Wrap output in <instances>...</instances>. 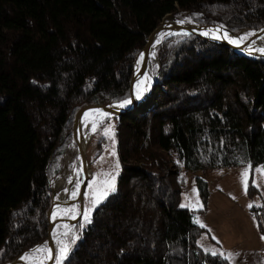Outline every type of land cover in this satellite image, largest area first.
I'll return each mask as SVG.
<instances>
[{
	"label": "trees",
	"instance_id": "1",
	"mask_svg": "<svg viewBox=\"0 0 264 264\" xmlns=\"http://www.w3.org/2000/svg\"><path fill=\"white\" fill-rule=\"evenodd\" d=\"M166 16L240 35L264 25V0H0V264L47 239L78 111L130 97L134 62ZM186 34L148 60L155 103L112 120L115 191L75 224L62 264H230L199 243L215 242L195 221L208 183L196 178L200 209L181 195L187 172L264 165V56ZM248 211L264 236V207Z\"/></svg>",
	"mask_w": 264,
	"mask_h": 264
},
{
	"label": "rangeland",
	"instance_id": "2",
	"mask_svg": "<svg viewBox=\"0 0 264 264\" xmlns=\"http://www.w3.org/2000/svg\"><path fill=\"white\" fill-rule=\"evenodd\" d=\"M164 18L167 19V16ZM168 18L169 20L172 19L170 17ZM171 21L175 22L176 20L174 21V19H172ZM162 22L163 21H161L157 27H159ZM186 23L195 24L187 20ZM254 31L243 32L242 34L237 35L240 38L246 36L249 33H253ZM224 33L230 34L232 32L224 31ZM173 34L176 33L172 32L170 35H168L171 36ZM246 41H243V43ZM261 44L264 45V41H261ZM141 54L137 58L139 64L143 61V58L141 59ZM153 56L154 53L152 56L149 55V59L153 58ZM256 56L253 55V57ZM148 75L150 76V81L153 82L154 85L155 81L152 77L150 69ZM154 93L156 92L154 91ZM154 96L156 98V94H154ZM122 102L123 101L104 105H110L109 107H111L119 105ZM76 116L78 117L79 115ZM115 117L118 116L109 115L108 117H105L99 121L95 131H92L90 134L91 141L86 154L90 178H88L85 184L82 200L75 203L77 206L80 205L79 207L82 210V214L80 216L82 220L81 228L86 227L91 222V216L94 208L103 202L109 193L113 192L110 190V184L112 183L111 177H115L114 185L116 184V177L117 174H119L120 169L116 167L118 159L115 151V143H113V139L115 141V138L114 136L109 138L114 133L112 120ZM106 128L111 129V132L108 135H105L104 130ZM76 130L77 129L75 128V133L77 132ZM102 137H106V140L104 141ZM73 140L74 142L69 146V149L64 156V165L67 167L60 175H58V177H56L55 180L57 183L63 179L65 180L66 178L71 177V186H79L81 179H77L78 177L72 178L71 175V171L75 168L77 162V159L73 157V146L76 145L74 137ZM113 152L115 155L112 154ZM260 168H264V165H258L254 167L252 171L249 168H216L209 170L190 171L186 173V186L183 189L181 195V205H185L184 207H188L190 209H200L202 207V202L198 194L196 178H202L208 183L210 192L209 201L211 205L208 202L206 210L203 213L197 214L195 216V221L199 220V223H196L200 226L205 223V226H203L207 227L215 241L213 244L210 240H208L209 238L207 239L206 234L201 235L199 243L205 249L208 245H213L215 248H217L218 253L224 254V252L228 253L231 248H234V246H240L242 242H245L244 245H241L240 247L242 252L248 254L251 258L257 257L259 259L260 256L263 259L262 253L264 252V240L261 239L263 235L258 229L256 219L248 212L249 205H254L257 208L264 207V175H261L256 171V169ZM245 171L248 173L247 181L252 180V184L258 190L257 194L252 198L246 194L242 186L241 177L242 173ZM105 181H109V184H105ZM59 192L60 187L57 186L54 190V200L59 199ZM212 201L215 203V205L213 204L214 208ZM93 204H95L94 207ZM85 214L88 215L90 222H87L84 219ZM74 236L76 237L75 231L72 227L66 236L68 245L71 243V240ZM67 237L69 239H67ZM204 240L206 242H204Z\"/></svg>",
	"mask_w": 264,
	"mask_h": 264
},
{
	"label": "bare ground",
	"instance_id": "3",
	"mask_svg": "<svg viewBox=\"0 0 264 264\" xmlns=\"http://www.w3.org/2000/svg\"><path fill=\"white\" fill-rule=\"evenodd\" d=\"M165 19L162 24L157 28L155 31L153 40L150 44V49L147 51L150 56L153 55L154 49L158 42L168 34L172 33L173 29V23H178L180 25L186 26L198 33H203L208 31L209 29H212L215 31L217 28H207V29H198L195 24L192 23H186V19H177L175 22ZM189 21V20H187ZM182 22V23H181ZM192 22V21H191ZM224 30H221L216 33V35L223 37L224 36ZM228 35V38L230 39V35ZM210 39H213L211 34L204 35ZM201 37V36H200ZM229 39H214L220 42H227L229 43ZM261 41H264V27L261 28L257 32H253V35H251L246 43L241 42L240 46H237L236 44H233L237 47H242V52L246 54L251 55H263L259 51H256L257 48H264V45L261 44ZM254 42V43H253ZM249 46L253 49L251 52L248 50ZM144 49V48H143ZM142 49V50H143ZM142 52V51H141ZM139 53V55L141 54ZM145 50L142 52L143 56L147 53ZM137 56V58L139 57ZM137 58L134 62V69H135V76L132 77V85H131V91L135 102H130L123 107H120L119 105L111 106L110 109H106L103 106L101 107H95V108H88L84 112H82L76 119V134H75V141L76 145L73 146V157L77 159L75 168L71 171L72 178L81 179V182L83 180V176L85 175L84 165H83V159L82 154H87L88 147L90 145L91 137L90 134L93 131V121H95L96 125L104 119L105 117H108L109 115H115L112 113L122 111V112H133L135 109L140 111H146L147 107L149 108L152 103H155L154 97V84L150 81V76L148 75L149 69L148 65L146 68H142V63H138ZM143 81V83H141ZM137 93H140L139 98H137ZM98 110V111H97ZM99 113H103L104 115H100ZM87 114V115H86ZM138 115V114H137ZM88 163V162H87ZM88 175H89V167H88ZM90 178V177H88ZM87 178V180H88ZM56 178L52 181L50 187L55 190L57 186L60 187V192L58 194L59 199L54 200L52 205L54 209L49 213V222L52 226V232L48 239H46L43 243L38 244L39 246L35 245L36 247H32L33 249H29L24 253H22L17 260L12 262L11 264H50L51 259L53 258L52 264H56V256L59 254L61 244L58 243V241H63L65 244H68L66 241V236L62 235L63 233L67 232L75 226V224L78 222V214L80 213V205L77 206V204H71L70 201H73L79 192V186H71L70 179L71 177L66 178L65 180H61L60 182L56 183ZM86 180V182H87ZM77 193L75 196H73V193ZM51 205V206H52ZM77 207V208H76ZM55 213V216L53 214ZM80 219V218H79ZM49 233V228H48ZM76 235V233H75ZM67 239H69L67 237ZM55 248L54 256H51L52 248ZM42 248L47 249L45 252H34L35 249ZM70 249V244H69ZM69 252V251H68ZM68 254V253H67ZM262 256L264 258V252L262 253ZM27 258V259H22ZM16 259V258H15ZM65 259V258H64ZM11 262V261H10ZM9 263V262H8ZM7 264V263H6Z\"/></svg>",
	"mask_w": 264,
	"mask_h": 264
},
{
	"label": "water",
	"instance_id": "4",
	"mask_svg": "<svg viewBox=\"0 0 264 264\" xmlns=\"http://www.w3.org/2000/svg\"><path fill=\"white\" fill-rule=\"evenodd\" d=\"M165 20V18H163L162 19V21H164ZM196 25V27L198 28V29H201V30H203V29H207V28H219V29H221V30H224V31H226L223 27H221V26H199V25H197V24H195ZM264 27V25L262 26V27H260L257 31H259L261 28H263ZM157 28L158 27H156L155 29H154V31L149 35V37H148V39H147V42H146V44H145V46H144V49L142 50V52L145 50L146 52L147 51H149V49H150V44H151V41L153 40V37H154V34H155V31L157 30ZM172 31L174 32V33H194V34H196V35H199V36H201V37H203V38H206V39H208V40H210V41H214V42H217V43H223V42H220V41H217V40H214V39H210V38H208V37H206V36H204V35H202V34H200V33H198V32H196V31H194V30H192V29H190V28H188V27H186V26H183V25H180V24H178V23H173V29H172ZM257 31H254V32H257ZM170 35V34H169ZM169 35H167V36H169ZM230 35V39L231 40H238L239 39V36L238 35H234V34H232V33H230L229 34ZM167 36H165V37H163L160 41H159V43L160 42H162ZM158 43V44H159ZM157 44V45H158ZM224 45H226V46H228V47H230L236 54H238V55H243V56H252L253 57V55H249V54H246V53H244V52H242V50H240V49H242V47H237V46H235V45H233L232 43H227V42H225V43H223ZM245 44H247L246 42H245ZM156 45V46H157ZM141 52V53H142ZM259 56H264V54L263 55H259ZM148 60H149V53L147 52L144 56H143V61H142V68H146L147 67V65H148ZM135 74H136V72H135V69H134V73H133V77L135 76ZM157 88V85H154V89H156ZM131 97H129V100H130V102H135L134 101V99H133V96H132V91H131ZM155 94V93H154ZM153 99H155V96H154V98ZM101 106H103L104 108H106V109H110V105H93V106H86V107H84L83 109H81L79 112H78V114L77 115H80L82 112H84L86 109H88V108H95V107H101ZM144 110H147V108L146 109H144ZM142 112H144V111H140V110H134L133 112H122V111H118V112H114V111H112V113H114L115 115H117L118 117L119 116H125V117H135L137 114H140V113H142ZM76 119H77V116H76ZM76 119H75V122H74V130H73V137H74V139H75V128H76ZM82 159H83V165H84V170H85V175L83 176L84 178H83V180H82V182H81V186H80V189H79V192H78V195H77V197L73 200V201H70V203L71 204H75V203H77V201H81L82 200V195H83V190H84V187H85V184H86V180H87V178L89 177V175H88V163H87V160H86V156H85V154H82ZM54 209V207H53V205L50 207V209H49V211H48V216H49V213L52 211ZM81 214H82V210L80 211V213L78 214V219H77V221L79 220V218H80V216H81ZM47 216V220H48V226H49V233H48V237L50 236V234H51V232H52V226H51V223L49 222V217ZM48 239V238H47ZM37 246H39V245H37ZM34 247H36V246H34ZM33 247V248H34ZM33 248H31V249H33ZM30 249V250H31ZM30 250H28V252L30 251ZM54 251H55V248H54V246H53V248H52V252H51V256L53 257L54 256ZM19 257H17L16 259H14V260H12L11 262H9V263H7V264H11L12 262H14L15 260H17ZM52 262H53V258L51 259V263L50 264H52Z\"/></svg>",
	"mask_w": 264,
	"mask_h": 264
},
{
	"label": "snow or ice",
	"instance_id": "5",
	"mask_svg": "<svg viewBox=\"0 0 264 264\" xmlns=\"http://www.w3.org/2000/svg\"><path fill=\"white\" fill-rule=\"evenodd\" d=\"M219 31H220L219 28L215 29V31H213L212 29H209L208 31L203 32L201 34L202 35L211 34L213 39H221V38L229 39L227 33H225L223 37H220V36L216 35V33H218ZM185 35H187V34L185 33ZM251 35H253V33H249V34H247L244 37H240L239 40H231V39H229V42L233 43V44H236L237 46H240V43L243 42V41H246L248 39V37L251 36ZM248 50L251 52L253 49L251 48V46H249ZM255 50L259 51L261 54H264V48H257ZM142 58H143V54H141V59ZM141 83H143V81H141ZM139 95H140V93H137V98H139ZM128 103H130V100L129 99H125V100H123V102L119 106L123 107L124 105H126ZM99 114L100 115H104L103 113H99ZM96 126L97 125H96L95 121H93V131H95ZM104 131H105V135H108L111 132V129L110 128H106ZM113 136H114V133L109 138H112ZM113 143H115L114 139H113ZM112 154L115 155L114 152ZM116 167L119 168V162L118 161H117ZM256 171L258 173H260L261 175H264V168L256 169ZM247 175H248V173H247V171H245L244 173H242V177H241L242 186H243L245 192H247V187H248ZM114 180H115V177H111V181H112V183L110 184V190L111 191H115ZM104 183L105 184H109V181H105ZM76 194L77 193L74 192L73 196H75ZM94 206H95V204H93V207ZM181 206L184 207L185 205H181ZM249 207H252V205H249ZM53 216H55V213L53 214ZM84 219L87 222H90V219H89L88 215H86V214L84 216ZM196 222L199 223V220H197ZM201 226L203 227V225H201ZM62 235L67 236L68 233L65 232ZM76 238L77 237H75V236L73 237L72 243H75V239ZM261 239L264 240V236H262ZM58 243L61 244V247H60L59 254L56 256V264H62L63 259L67 256V253L69 251V245L65 244L63 241H58ZM45 251H47V249L37 248V249L34 250V252H37V253L45 252ZM212 254L216 255V253H212ZM22 259H27V258H22ZM41 264H42V262H41Z\"/></svg>",
	"mask_w": 264,
	"mask_h": 264
},
{
	"label": "crops",
	"instance_id": "6",
	"mask_svg": "<svg viewBox=\"0 0 264 264\" xmlns=\"http://www.w3.org/2000/svg\"><path fill=\"white\" fill-rule=\"evenodd\" d=\"M209 204L211 205L210 201H209ZM213 204L215 205V203H213V201H212V205ZM214 205H213V208H214ZM252 206H254V205H252ZM249 208H248V210H249ZM202 225L205 226V223H203ZM205 228H207V227H205ZM210 234H211V232H210ZM211 236H212V234H211ZM207 239H208V237H207ZM208 240H210V239H208ZM204 242H206V241L204 240ZM244 243L245 242H242L241 245H244ZM241 245L240 246H236V247L234 246V248H231L228 253L224 252V254L228 258L230 264H264V258L262 259L260 256H259V259L257 257H252L251 258L248 254H245L244 252H242L241 249H240ZM202 248H204V247L202 246ZM205 250L208 251V252H211V253H218L217 252V248H215L213 245H208Z\"/></svg>",
	"mask_w": 264,
	"mask_h": 264
}]
</instances>
